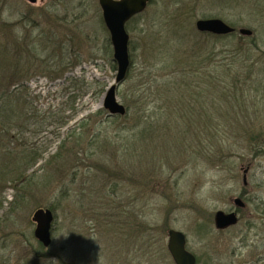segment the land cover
I'll use <instances>...</instances> for the list:
<instances>
[{"label":"rangeland","instance_id":"374dc122","mask_svg":"<svg viewBox=\"0 0 264 264\" xmlns=\"http://www.w3.org/2000/svg\"><path fill=\"white\" fill-rule=\"evenodd\" d=\"M174 15L181 17L174 27L182 35L196 33L198 20L217 18L237 29L231 42L247 43L239 33L244 28L258 45L262 73L250 82L254 90L244 88L248 109L231 113L227 122L251 124L257 138L228 134L221 139V159L209 158L212 151L204 159L195 146L185 150L178 127L131 147L149 72L145 57L151 45L157 53L152 33L166 35ZM129 29L134 61L117 100L132 111L109 117L103 97L117 67L99 0H0V43L10 46L23 78L12 88L20 87L41 116L24 144L44 151L22 184L3 192L0 264H174L167 249L171 229L186 235L197 264H242L243 239L255 243L264 210V0H155ZM62 144L61 156L52 159ZM239 197L249 205L254 231L245 233L248 214L240 210L237 226L218 231L214 215L236 210ZM39 207L52 208L55 222L49 257L36 263L40 244L32 217Z\"/></svg>","mask_w":264,"mask_h":264},{"label":"trees","instance_id":"16d2710c","mask_svg":"<svg viewBox=\"0 0 264 264\" xmlns=\"http://www.w3.org/2000/svg\"><path fill=\"white\" fill-rule=\"evenodd\" d=\"M154 1L152 0L151 4ZM142 15L128 23V31L129 26L137 23ZM180 21L181 17L174 15L167 22L166 35H162V31L152 33L155 36L153 40L157 45V53L152 51L151 45L145 57L149 72L146 89L143 91L145 97L142 108L135 116L137 140L134 147L132 145L131 147L138 149L142 144H138L140 140L147 141L160 130L170 131L172 127H178L185 138L182 142L185 150H193L195 146L196 153L202 158L208 159L206 153L212 151L213 154L209 158L221 159L220 150L223 148L221 139L228 134L241 132L245 136L250 137L253 134V137L257 138V130L252 129L251 124L246 123L237 127L227 122L232 116L231 113L248 109V106H244L246 94L243 91L245 87L254 90L250 82L255 81V77L257 79L260 77L258 73L261 71L257 67L258 45L254 35L248 38L243 36L245 40L247 39L246 44L231 42L237 31L229 36H215L197 30L196 33L182 35L183 29L178 31L174 27V24L177 26ZM183 21L185 26L186 22ZM223 40H227L226 44L220 47L219 43ZM8 46L0 43V186L3 185L0 188L3 190H0V210L5 200L2 195L8 185L17 188L22 184L28 170L44 155V151L35 145L31 147L24 144L25 135L32 123L38 121L41 116L31 110L30 102L26 104L25 95L20 91V87L12 88L23 78L18 75V61H14L15 57ZM168 48L173 51L171 57ZM133 61L132 59L131 66ZM6 73H13L9 75V80L5 77ZM146 73L144 71V74ZM63 75L64 72L56 74L54 79ZM103 90L102 87L99 94H102ZM22 101L27 106L30 104L29 108L26 106L24 109L21 108ZM131 111L130 106L127 107V112ZM200 118L211 120L197 123ZM65 122L66 120L58 121L59 124ZM62 149L63 144L52 159L60 157ZM51 210L53 211L52 208ZM47 252L40 244V251L36 252L34 262L37 263L39 260L37 258L40 257L48 258ZM31 262L29 263L32 264Z\"/></svg>","mask_w":264,"mask_h":264},{"label":"water","instance_id":"95a60500","mask_svg":"<svg viewBox=\"0 0 264 264\" xmlns=\"http://www.w3.org/2000/svg\"><path fill=\"white\" fill-rule=\"evenodd\" d=\"M35 4L37 0H28ZM151 0H99L102 10L103 20L110 33L113 47V60L117 65V77L115 83L107 89L103 97V109L108 112V116H125L126 107L117 100V89L125 82L131 68L129 51L130 35L126 25L134 17L142 14L150 4ZM196 29L201 33H210L216 36H227L236 31L221 19H206L196 22ZM241 36L251 37L253 31L240 29ZM237 206L241 205L240 199H235ZM33 222L36 224L34 231L35 238L45 247L49 248L52 243V229L55 221L54 213L50 209H38L35 211ZM235 213L226 214L219 211L215 215L216 226L224 229L237 223ZM168 251L175 264H196L195 255L187 250L186 235L177 230L168 231Z\"/></svg>","mask_w":264,"mask_h":264},{"label":"flooded vegetation","instance_id":"af4514ba","mask_svg":"<svg viewBox=\"0 0 264 264\" xmlns=\"http://www.w3.org/2000/svg\"><path fill=\"white\" fill-rule=\"evenodd\" d=\"M246 177H247V171L245 172V175H244V184H247ZM243 198H246V196L243 195ZM243 198L242 197L236 198V199L241 200L240 206H237L235 199H234L233 204H234L236 210H230V211L226 212V214L235 213L237 215V219H238L237 223L230 225L229 227H226L224 229H219L216 226L215 215H214V226L218 231H226V230L231 229L232 227H235L239 224L240 220L238 218L237 210H240V212H245V214H248V216L246 217L245 227H244L245 233L251 234V232L254 231L255 227L253 225V219L251 216L250 209L248 210L249 205L243 200ZM257 229L259 230V233L254 234V237L257 238L255 240V243H253L251 245L249 244L250 237H249V239L247 237H245L243 239V245H244L246 251L243 254L242 264H264V210H263V213L261 214V223L259 225H257ZM255 251H256V253H255ZM195 257H196V255H195ZM196 259H197V257H196ZM197 263H198V259H197Z\"/></svg>","mask_w":264,"mask_h":264}]
</instances>
